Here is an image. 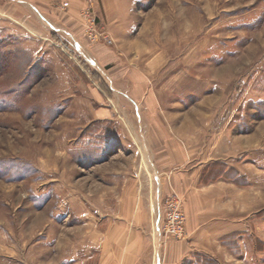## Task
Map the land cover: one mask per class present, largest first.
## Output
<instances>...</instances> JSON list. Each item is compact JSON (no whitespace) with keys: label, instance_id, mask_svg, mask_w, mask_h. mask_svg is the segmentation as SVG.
Instances as JSON below:
<instances>
[{"label":"rangeland","instance_id":"1","mask_svg":"<svg viewBox=\"0 0 264 264\" xmlns=\"http://www.w3.org/2000/svg\"><path fill=\"white\" fill-rule=\"evenodd\" d=\"M80 1L0 0V264L73 259L144 192L188 242L195 195L185 260L264 264V0Z\"/></svg>","mask_w":264,"mask_h":264},{"label":"crops","instance_id":"2","mask_svg":"<svg viewBox=\"0 0 264 264\" xmlns=\"http://www.w3.org/2000/svg\"><path fill=\"white\" fill-rule=\"evenodd\" d=\"M71 2L74 7L81 6L80 0ZM153 122L157 126L166 125L160 118ZM194 196L188 194L186 202V211L190 216L187 231L193 239L191 242L165 240L162 202L150 200L144 192L136 204H124L121 217H96L93 228L84 233V242L82 235L75 237L73 242L64 241L66 248H74L73 259L65 253L48 264H196L185 259L194 252V238L204 239L207 232L203 227H195L199 217L192 211Z\"/></svg>","mask_w":264,"mask_h":264},{"label":"built area","instance_id":"3","mask_svg":"<svg viewBox=\"0 0 264 264\" xmlns=\"http://www.w3.org/2000/svg\"><path fill=\"white\" fill-rule=\"evenodd\" d=\"M88 13L85 15L89 16ZM94 21V18H92ZM96 39V38H95ZM185 214L181 198L174 192L168 194L164 202V222L162 233L165 240L170 238L180 240L186 237Z\"/></svg>","mask_w":264,"mask_h":264}]
</instances>
